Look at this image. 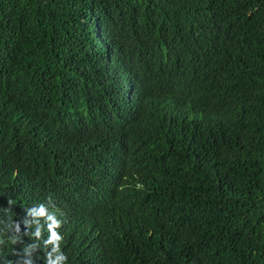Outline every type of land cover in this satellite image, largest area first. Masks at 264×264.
I'll return each instance as SVG.
<instances>
[{"label": "trees", "instance_id": "16d2710c", "mask_svg": "<svg viewBox=\"0 0 264 264\" xmlns=\"http://www.w3.org/2000/svg\"><path fill=\"white\" fill-rule=\"evenodd\" d=\"M264 264V0H0V264Z\"/></svg>", "mask_w": 264, "mask_h": 264}, {"label": "clouds", "instance_id": "9594fccd", "mask_svg": "<svg viewBox=\"0 0 264 264\" xmlns=\"http://www.w3.org/2000/svg\"><path fill=\"white\" fill-rule=\"evenodd\" d=\"M30 211L37 216L47 217L52 221L48 226L51 231V237L48 242L55 243L56 247L53 251H59L60 254L57 256L56 261L51 262V264H65L67 257L60 251V241L63 237L56 231V229L60 227L61 222L56 218L55 214L49 213L48 208L44 204H40L32 208Z\"/></svg>", "mask_w": 264, "mask_h": 264}]
</instances>
